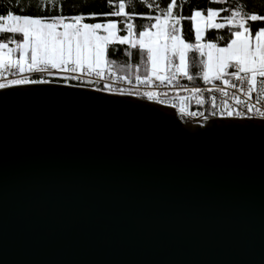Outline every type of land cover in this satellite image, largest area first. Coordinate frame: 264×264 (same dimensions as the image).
Wrapping results in <instances>:
<instances>
[{
    "label": "water",
    "instance_id": "95a60500",
    "mask_svg": "<svg viewBox=\"0 0 264 264\" xmlns=\"http://www.w3.org/2000/svg\"><path fill=\"white\" fill-rule=\"evenodd\" d=\"M0 264H264V120L0 90Z\"/></svg>",
    "mask_w": 264,
    "mask_h": 264
},
{
    "label": "snow or ice",
    "instance_id": "6c2138e0",
    "mask_svg": "<svg viewBox=\"0 0 264 264\" xmlns=\"http://www.w3.org/2000/svg\"><path fill=\"white\" fill-rule=\"evenodd\" d=\"M129 2L130 0H109L110 11L64 15L62 4L58 5L56 0H42L40 7L43 10L47 11L51 4L61 14L33 16L14 14L12 11L0 14V34H11L6 42L0 40V89L51 83L43 76L32 78L33 73L58 75L65 83L69 79L82 80L87 77L84 83L90 85L92 76L103 79L106 66L112 68L114 61L107 58L112 45H127L130 49L138 47L140 53L146 55L145 76L141 78L136 75L137 84L151 86L154 81H159L161 84L172 85L180 78L189 81L193 79L188 61V54L191 52L202 58L199 61L201 68L198 75L203 83L219 84L206 88L179 86L187 94H177L174 100L178 103H172V107L177 108L183 116H204L203 112L190 111L188 102L194 100L197 105L202 106L204 92L210 95L219 92L225 99L217 106L216 97L211 96V115L219 113L222 117L249 115L264 118V108L255 107L251 102L252 94L256 93V103H264V27L253 33L249 24L264 21V15L248 14L239 7H207L191 11L185 17L175 13L176 0H171L165 8L159 9V14L146 16L145 19L150 23L137 32L133 22L136 14L126 10ZM211 2L219 3L222 0H210ZM156 7L159 8L158 5ZM221 12L230 14L221 16ZM101 16L120 18L119 23L123 24V28H118V21L111 19L106 22H85ZM185 19L190 21L191 28L194 29L195 43L186 42L183 38L181 21ZM226 26L230 38L224 46L212 42L201 43L206 29H224ZM118 32L126 34L120 35ZM70 73L79 75H69ZM9 74L12 78H9ZM229 87L235 90L231 94L226 90ZM95 91L121 96L140 94L133 93L131 89L112 87L108 83ZM142 95L149 101L170 103L161 98L166 93L149 90ZM228 98L232 100V104H229ZM240 108H246L247 111H241Z\"/></svg>",
    "mask_w": 264,
    "mask_h": 264
},
{
    "label": "trees",
    "instance_id": "16d2710c",
    "mask_svg": "<svg viewBox=\"0 0 264 264\" xmlns=\"http://www.w3.org/2000/svg\"><path fill=\"white\" fill-rule=\"evenodd\" d=\"M115 2V0H114ZM171 0H130L127 11L134 12V24L136 31L142 30V26L150 23L145 19L148 15L159 14V9L166 7ZM58 5H63L64 15L72 14H89L110 11L109 0H61ZM152 5L150 8L149 5ZM159 6L157 8L156 6ZM207 7L233 9L239 7L243 12L248 14L264 15V0H222V2H211L210 0H176V7L174 9L177 15L188 17L191 11L204 10ZM7 11H12L14 14L22 15H56L61 14L58 9L49 5L48 10L45 11L40 7L38 0H0V14H6ZM230 12H221V16L228 15ZM118 21V28H123V24L119 23L118 17H98L96 20H86L85 22H106L107 20ZM219 19V18H218ZM154 22V21H152ZM254 33L260 27H264V21L249 22ZM182 35L186 42L195 43L194 29L191 28L190 21L185 19L181 21ZM120 35L126 33L119 32ZM223 37V39H219ZM11 38V34H0V40L7 41ZM230 38V32L227 26L224 29H208L205 32L204 41L217 43L219 46H224ZM129 53H131L129 55ZM107 58L113 60V67L118 77L128 75L129 64L133 62L134 76L145 75L146 55H142L139 48L130 49L127 45H112L109 47ZM202 59L197 53H189L188 61L190 64L189 72L192 75H198L200 71L199 61ZM137 65L139 66V74L137 72ZM107 68V66H106ZM130 71V70H129ZM127 72V73H126ZM134 77V78H135Z\"/></svg>",
    "mask_w": 264,
    "mask_h": 264
},
{
    "label": "built area",
    "instance_id": "2783aa9c",
    "mask_svg": "<svg viewBox=\"0 0 264 264\" xmlns=\"http://www.w3.org/2000/svg\"><path fill=\"white\" fill-rule=\"evenodd\" d=\"M69 75H79V74H74L70 73ZM43 76L44 79H48L51 81V83L54 84H64V85H71V86H76V87H81V88H88V89H93L95 90L96 88H103V85L105 83H108L112 87L120 88L123 87L125 89H131L133 93H140V94H133V95H123L125 97H134L138 98L141 100L149 101L146 97L142 95L144 91H154L158 93H166V96H161L163 99H167L170 101L168 104H161L157 103L155 100L149 101L153 103H157L163 106L171 107L174 109H177L175 107H172V103H178V101L174 100V97L179 94L181 96L186 95L185 93L179 86H183L184 88H191V87H200V88H206V87H215L219 84V82H214L213 85H205L203 83V80L199 77V75H193V79L191 81L187 80L186 78H180L178 82H174L172 85H169L167 83L161 84L159 81H154L151 86H147L144 84H137L136 79L134 78V74L132 69L128 72L127 76H123V79L121 77H118L116 74V71L114 67L112 68H106L104 77L103 79H98L95 76H92L90 79L92 80V84H86L84 83V80L88 79L87 77L83 78L82 80H73L69 79L67 83L64 82V80L60 76H48L46 73L41 74V73H33L31 74L32 78H40ZM9 78H12L11 75L9 74ZM233 83H236V81H232ZM26 85H32V84H26ZM21 86V85H17ZM222 86V85H220ZM16 87V86H13ZM246 87V86H245ZM4 90V89H0ZM230 94L235 91L232 88L226 89ZM111 95H118L115 93H109L105 91H99ZM214 95L216 97V104L217 106L221 105V101L225 99L224 97H221L219 92H214L211 95L208 92L203 93L204 97V103L202 106H199L195 103L194 100L188 102V107L190 111H195L197 113L203 112L204 116L197 115L196 117H190L192 120L198 122L199 120L203 119L204 121H209V120H216V119H257V120H264V118H261L259 116H250L246 115L244 117H227V116H220L219 113L216 115H211L212 105L210 103L211 96ZM121 96V95H118ZM242 99H245V97L241 96ZM229 104H232V100L228 98ZM255 107H261L264 108V103L257 104L256 103V93L252 94V101H251ZM239 110L241 111H247L246 108H240ZM189 117V116H188ZM206 117V119H205Z\"/></svg>",
    "mask_w": 264,
    "mask_h": 264
},
{
    "label": "rangeland",
    "instance_id": "374dc122",
    "mask_svg": "<svg viewBox=\"0 0 264 264\" xmlns=\"http://www.w3.org/2000/svg\"><path fill=\"white\" fill-rule=\"evenodd\" d=\"M39 2H40V4L42 3V0H38ZM61 0H56V3H59ZM49 5H51V4H49ZM206 30H208V29H206ZM206 30H205V32H206ZM205 32H204V35H203V37H202V40H201V43H206L205 41H204V37H205ZM118 34H119V32H118ZM147 58V57H146ZM132 68V70H133V72H135L134 71V66H133V62L132 63H130L129 64V68ZM130 70V69H129ZM129 70L127 71V72H129ZM126 72V73H127ZM136 74H139V72L137 71L136 72ZM124 76H127V75H124ZM140 76V75H139ZM145 76V75H144ZM144 76H140L141 78H143ZM135 77V76H134Z\"/></svg>",
    "mask_w": 264,
    "mask_h": 264
},
{
    "label": "crops",
    "instance_id": "0c3cea01",
    "mask_svg": "<svg viewBox=\"0 0 264 264\" xmlns=\"http://www.w3.org/2000/svg\"><path fill=\"white\" fill-rule=\"evenodd\" d=\"M132 68L130 67V70H131ZM133 71V70H132ZM133 74H134V72H133Z\"/></svg>",
    "mask_w": 264,
    "mask_h": 264
}]
</instances>
